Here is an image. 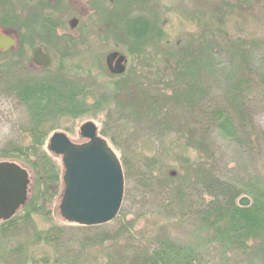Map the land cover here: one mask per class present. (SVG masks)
Returning a JSON list of instances; mask_svg holds the SVG:
<instances>
[{"label":"rangeland","instance_id":"1","mask_svg":"<svg viewBox=\"0 0 264 264\" xmlns=\"http://www.w3.org/2000/svg\"><path fill=\"white\" fill-rule=\"evenodd\" d=\"M62 1L63 4L58 5L53 0L50 5H45L47 10L44 12L43 0H12V4L8 6V10L13 9L17 23L14 27L0 29V34L21 33L26 37V43L24 48L17 49L18 52L14 51L16 49L11 53L4 52L5 54L0 51V153L15 146L32 145V139L27 133V111L12 92H9V87L18 81L58 77L79 83L89 90L87 94L94 91L97 95L110 94L112 84L119 81L106 65V57L111 52H120L128 59L125 80L162 81L171 77L169 70L174 68L170 52L180 51L183 46L206 38L216 41L220 48L228 51L233 48L238 37L249 41L252 38L257 41L264 39V0H148L145 8L141 7V2L137 4L140 0H121L125 7L120 6L116 11L114 6L117 3L113 0ZM49 8L57 11L52 14ZM97 9L104 10L105 16L100 17ZM32 12L51 14L63 28L53 38L38 36L33 31L39 30L40 27L36 25L39 20L25 25L26 18ZM141 13L159 22L156 27L161 32L162 39L151 43L140 56L129 52L131 46L124 37L126 33L123 30V21L128 14ZM109 14H116V18L114 16L113 20L109 19ZM110 20L113 24L109 23ZM38 48L44 49L52 59L48 68L38 69L32 64L33 54ZM202 81L201 86L208 90L210 99H222V93L215 85L213 77H203ZM89 101L92 103L94 99ZM111 105L112 100L109 99L99 110H92L76 118L61 117L55 123L49 124L52 129L45 127L48 137L43 151L48 152V156L59 166L61 176V157H55L48 151L50 137L55 132H63L73 142L82 143L81 126L93 121L101 132L104 121L107 122V111ZM173 107L171 105L168 109ZM173 111L170 114L175 117V122L170 133L166 134L161 133V130L156 131L149 120H139L131 114H124L123 119L115 123L114 127L112 123L109 128L106 126L110 137L104 138L120 160L125 157L133 167L137 166L136 169L140 166L148 168L147 162L140 161L144 156L152 162L157 160L149 168L156 178V188L166 179L163 174L175 172L177 176L181 175L179 170L183 168V159L189 157L197 163L202 160L193 149L186 147L184 141V133L188 130L196 127L201 129L195 122L198 117L183 109ZM249 111L252 120L242 127L248 130V134L240 133L237 138L228 139L216 130L210 132L205 139L211 153L208 159H204L221 181L242 191L239 200L246 197L252 204V193L257 189L264 190V103L257 105L256 102ZM182 129V132L179 131ZM3 160L6 158L0 155V161ZM13 161L28 169L31 176L35 174L20 161L10 160ZM31 188L30 185V190ZM63 190L62 179L56 185L41 187L38 205L44 206L51 214L34 216L36 231L33 232L32 227L28 228L32 231V239L38 230H51L63 225L74 229V226L64 222L59 213ZM30 192L29 201L33 196L32 190ZM163 199L156 192L146 197L135 179L125 182L123 217L118 223L132 222L135 227L132 236L121 242L122 255L108 243L104 247L91 249L86 258L78 260L74 255L66 256L65 252L54 249L52 245H37L32 241L31 235L29 237L26 231H22L16 237H0V264H56V261L60 264H120V256L124 258V252L131 255L136 247L159 237L197 246L200 256L203 254V264H264V253L259 246L253 245L248 252L229 248L225 251L224 247L206 240L205 234L197 232L195 219L188 221L184 218L185 207L175 204L168 208V202ZM194 203L197 204V198ZM109 228L115 231L118 225L111 224ZM67 238L71 245H76L67 247L74 250L79 248L77 246H83L77 239L87 238V235L79 230H70ZM24 245L29 247V252L24 255L22 252L15 254Z\"/></svg>","mask_w":264,"mask_h":264},{"label":"trees","instance_id":"2","mask_svg":"<svg viewBox=\"0 0 264 264\" xmlns=\"http://www.w3.org/2000/svg\"><path fill=\"white\" fill-rule=\"evenodd\" d=\"M43 1L44 12L47 10L45 5H50L53 0ZM55 1L58 5L63 4L61 0ZM113 1L117 3L114 6L115 11L124 6L121 0ZM140 2L141 7L145 8L148 0H140L137 4ZM11 4L12 0H0V29L14 27L17 23L13 9L8 10ZM49 10H52V14L57 11L54 8ZM43 12H32L26 18L25 25L39 20L36 25L40 28L33 32L40 37L53 38L63 26L51 14ZM98 12L100 17L105 16L104 10L99 9ZM114 16L116 18V14H109L108 18L113 20ZM112 20L110 24H113ZM123 22V30L126 33L124 37L131 46L129 51L131 54L142 55L148 46L161 36L156 27L159 22L142 13L128 14ZM18 35H13L17 38V47L14 50L16 52L17 49L24 48L26 43V37L21 33ZM1 53L5 54L2 51ZM169 56L174 65V68L169 70L170 78L162 81L145 79L131 82L125 80V74L113 75L119 81L112 84L110 94L97 95L96 91L87 94L89 90L79 83L68 82L58 77L18 81L9 87V92H12L27 111L29 118L27 133L32 139V145L8 148L9 151H3L0 155L6 158L3 161H20L35 174L31 176L32 198L20 209V214L18 212L11 220L0 222V237H16L18 233L26 231L32 239L31 232L36 231L34 216L51 214L44 206L38 205L40 189L43 185L48 188L58 184L62 176L59 166L48 156V152L43 151L48 137L45 127H49L50 123H55L61 117L76 118L92 110H99L111 99L112 105L107 111V122L104 121L100 132L103 137H110L107 127L109 128L111 123L114 127L115 123L123 119L124 114H131L139 120H149L154 124L153 128L156 131L161 130L163 134L170 133L175 122V117L170 111L174 113L175 109H183L198 117L195 122L201 129L196 127L188 130L184 133V141L186 147L193 149L201 161L193 162L189 157L183 159L181 161L184 162L183 168L179 170L181 175L178 174V177L175 172L163 174L166 179L156 188L154 184L156 178L149 168L155 165L157 160L152 162L144 156L140 161L147 162L148 168L140 166L136 169L137 166L133 167L123 157L121 162L125 179L129 182L137 180L146 197L154 192L163 196V200L169 204L168 208L175 204L185 207L184 218L188 221L195 219L197 232L205 234L206 240L224 247L225 251L229 248L248 252L256 245L264 253V190L257 189L252 193L254 202L249 207H240L238 200L242 191L221 181L204 159V157L208 159L211 153L205 139L210 132L216 130L228 139H235L240 133L248 134V130L242 127L252 120L249 110L256 102L257 105L260 102L264 103V39L257 41L252 38L249 41L238 37L233 48L224 51L216 41L203 38L194 44L183 46L180 51L170 52ZM203 77L214 78L215 85L222 93L221 100L218 98L214 101L209 98L208 90L201 86ZM91 99H94L92 103L89 101ZM171 105L174 107L168 109ZM93 117L97 118L96 115ZM179 131L182 132L183 129ZM111 139L117 145L116 141ZM196 198L197 204L194 203ZM122 217L123 205L119 216L111 223L118 225L115 231L109 228L111 224L82 227L64 221L69 226H74V229L63 225L53 227L51 230H38L33 234L32 241L37 245H52L54 249L65 252L66 256L74 255L78 260L86 258L91 249L104 247L108 243L119 253L121 242L132 236L135 227L132 222L118 223ZM30 227L31 232L28 229ZM70 230L86 233L87 238L77 239L83 246H77L79 248L74 250L67 247L71 245L67 238ZM28 248L25 245L21 246L15 254L22 252L24 255L29 252ZM198 250L197 246L159 237L136 247L131 255L124 252V258L120 256V264H203V254L200 256ZM119 254L122 255L121 252ZM56 264H60L59 261H56Z\"/></svg>","mask_w":264,"mask_h":264},{"label":"water","instance_id":"3","mask_svg":"<svg viewBox=\"0 0 264 264\" xmlns=\"http://www.w3.org/2000/svg\"><path fill=\"white\" fill-rule=\"evenodd\" d=\"M17 46L16 38L3 35L0 50L8 52ZM52 61L42 49L35 50L32 64L48 68ZM128 60L119 52L106 57L112 75H123ZM81 137L87 140L76 144L63 132L54 133L48 142L49 152L61 157L64 190L59 205L61 218L72 225L96 227L113 222L119 215L125 195V175L121 160L108 141L100 136L95 122L84 123ZM31 185L28 169L15 162H0V222L9 221L29 200ZM251 201L242 198L240 207Z\"/></svg>","mask_w":264,"mask_h":264},{"label":"flooded vegetation","instance_id":"4","mask_svg":"<svg viewBox=\"0 0 264 264\" xmlns=\"http://www.w3.org/2000/svg\"><path fill=\"white\" fill-rule=\"evenodd\" d=\"M99 10V9H97ZM12 34V33H11ZM11 34L9 32H5V34H0V38L3 36V35H8V36H11ZM2 51V50H1ZM87 140L83 139V142L82 143H76V144H83V143H86Z\"/></svg>","mask_w":264,"mask_h":264}]
</instances>
